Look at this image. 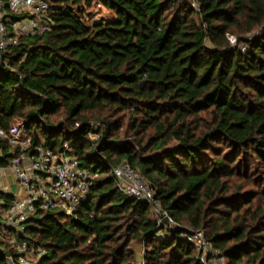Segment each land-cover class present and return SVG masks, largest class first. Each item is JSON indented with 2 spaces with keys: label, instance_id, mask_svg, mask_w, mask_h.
Wrapping results in <instances>:
<instances>
[{
  "label": "trees",
  "instance_id": "1",
  "mask_svg": "<svg viewBox=\"0 0 264 264\" xmlns=\"http://www.w3.org/2000/svg\"><path fill=\"white\" fill-rule=\"evenodd\" d=\"M93 1L51 0L52 31L0 50V132L22 119L34 145L68 144L97 174L74 215L38 210L22 223L17 238L46 249L32 264H134V239H143L144 264H202L180 236L183 222L226 264H264V188L231 183L252 173L264 184V0H96L111 15L89 22ZM255 27L244 51L232 45ZM60 109L65 121L54 124ZM124 120L130 139L118 142ZM97 122L104 131L93 142ZM11 155L0 137V166ZM123 160L180 228L164 231L149 203L120 192L111 169ZM11 254L0 240V264Z\"/></svg>",
  "mask_w": 264,
  "mask_h": 264
},
{
  "label": "built area",
  "instance_id": "2",
  "mask_svg": "<svg viewBox=\"0 0 264 264\" xmlns=\"http://www.w3.org/2000/svg\"><path fill=\"white\" fill-rule=\"evenodd\" d=\"M54 13L51 0H0V50L18 45L20 35L52 31ZM240 49L244 51L246 45L242 44ZM0 137L12 146V157L6 165L0 166V191L3 190L2 180L9 173L16 178L19 189V195H14L9 206L0 200V224L15 230L10 236L0 232V240L7 239L11 248L8 264H32L46 254V249L17 238V234L24 231L22 223L38 210H59L74 215L88 197L97 174L82 168L78 156L69 151L68 144L57 152L43 143L34 145L24 120L13 124L7 134L0 132ZM111 170L121 193L150 204L158 227H163L164 231L180 228L179 222L170 217L162 201L156 198L152 185L127 160ZM180 234L193 244L202 264H226V256L203 230L181 231Z\"/></svg>",
  "mask_w": 264,
  "mask_h": 264
},
{
  "label": "rangeland",
  "instance_id": "3",
  "mask_svg": "<svg viewBox=\"0 0 264 264\" xmlns=\"http://www.w3.org/2000/svg\"><path fill=\"white\" fill-rule=\"evenodd\" d=\"M190 3L196 8H198V3L195 2V0H189ZM111 12L110 10H108L104 5L99 4L96 0H94L91 4V7H88L86 10V18L89 22L90 21H97L99 19H101L102 17H110ZM259 29V27H255L253 30H250V32H246L244 33V35L242 37H237L236 35L232 38V45L233 46H242V44H244L245 39H251L254 35H256L257 30ZM107 113V112H106ZM106 113H103L102 116H104ZM93 114V115H92ZM89 115L92 116H97L98 113L94 112V113H90ZM201 123H207L209 122V118L207 117V115L205 113L201 114ZM65 113L63 109L58 110L57 112H55V114L51 115L50 120L51 122H53L54 124H61L63 123V121H65ZM110 120L114 119L115 117L110 116L109 117ZM23 120L16 118L13 121V124H19L22 123ZM77 124H80L79 122H77ZM94 128L96 129L95 132H90L89 135L87 136L91 141L95 142L100 138L101 133H103L104 131V124L101 122H97L94 123ZM102 129V130H101ZM127 120H124L123 126L120 130H117L115 132L116 135H118L119 139L117 140L118 142H121L122 140H126V139H130V136H128L127 134ZM100 130V131H99ZM217 144V143H214ZM220 148L222 149L223 147H225V145L223 143L219 144ZM215 158V156H214ZM254 164V161L252 160V165ZM252 174V173H251ZM251 174H249L248 178L246 179L248 182H251L248 184L247 181H245L244 179H240V176H238V178L232 180V185L233 188L241 185L240 191H245V190H254V191H261V189L264 188V184L261 182V180L258 179V175L255 174L254 177L251 176ZM13 184L10 189L12 190V193L14 195H19V189H17V185H16V178L14 177V175H9L8 178L3 179V184ZM257 201V199L255 200V202ZM241 202V201H239ZM239 205V203H238ZM225 206L222 207V209ZM151 218H153L154 220H156V218L152 215V213L150 214ZM183 226L188 230H198L192 226H189L187 222H183L182 223ZM13 233L11 232L10 234H8L7 236L12 235ZM4 240L5 243L7 244V246H9V243L7 241V239H1ZM10 248V246H9ZM144 248L145 245L143 243V239H134L130 242L129 245V249L131 251H134V256L132 257V261L134 262V264H144V259L142 257V255L144 254Z\"/></svg>",
  "mask_w": 264,
  "mask_h": 264
},
{
  "label": "crops",
  "instance_id": "4",
  "mask_svg": "<svg viewBox=\"0 0 264 264\" xmlns=\"http://www.w3.org/2000/svg\"><path fill=\"white\" fill-rule=\"evenodd\" d=\"M12 173H9V175H11ZM8 175V176H9ZM13 175V174H12ZM8 178V177H7ZM13 184H10V183H8V184H3V180H2V186H3V190H1L2 192H4V193H11V194H13L12 193V190L10 189V187L12 186ZM18 189V188H17ZM14 195V194H13ZM0 200H4L3 198H1L0 197Z\"/></svg>",
  "mask_w": 264,
  "mask_h": 264
}]
</instances>
